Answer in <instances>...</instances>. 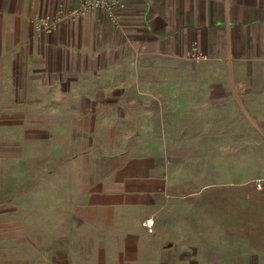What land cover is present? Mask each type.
<instances>
[{
  "label": "crops",
  "instance_id": "1",
  "mask_svg": "<svg viewBox=\"0 0 264 264\" xmlns=\"http://www.w3.org/2000/svg\"><path fill=\"white\" fill-rule=\"evenodd\" d=\"M79 1L0 0V264H264V0Z\"/></svg>",
  "mask_w": 264,
  "mask_h": 264
},
{
  "label": "rangeland",
  "instance_id": "2",
  "mask_svg": "<svg viewBox=\"0 0 264 264\" xmlns=\"http://www.w3.org/2000/svg\"><path fill=\"white\" fill-rule=\"evenodd\" d=\"M9 65V63H6ZM6 65L5 69H8L9 67ZM242 155V154H240ZM234 156L232 155H226L225 157V180L226 181H233L237 180V174L236 171L239 169L241 174H239V177L241 180H247L250 178V176L256 177V179H253V183H262L264 181V166H258L254 167L255 169H249L250 167L247 165L248 157L247 156ZM239 166L238 168L236 167ZM235 171V173H234ZM249 171H252L250 173ZM250 194V191L248 189V186H245L244 188H238V187H232V186H225L224 189V199L225 204L230 205L232 202V199L239 198V197H248Z\"/></svg>",
  "mask_w": 264,
  "mask_h": 264
},
{
  "label": "built area",
  "instance_id": "3",
  "mask_svg": "<svg viewBox=\"0 0 264 264\" xmlns=\"http://www.w3.org/2000/svg\"><path fill=\"white\" fill-rule=\"evenodd\" d=\"M123 0H80L71 12L72 15H82L93 10H102L108 16L113 15L114 8L119 6ZM260 187V183H257ZM144 226L147 232L152 233L154 229V219L147 217L144 219Z\"/></svg>",
  "mask_w": 264,
  "mask_h": 264
}]
</instances>
